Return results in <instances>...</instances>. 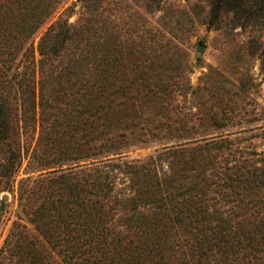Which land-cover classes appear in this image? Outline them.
Wrapping results in <instances>:
<instances>
[{
	"label": "trees",
	"instance_id": "obj_1",
	"mask_svg": "<svg viewBox=\"0 0 264 264\" xmlns=\"http://www.w3.org/2000/svg\"><path fill=\"white\" fill-rule=\"evenodd\" d=\"M57 2L0 0V142L12 119L24 126L30 117L41 132L48 127L43 145L56 155L19 186L42 241L63 264H264V148L238 150L218 135L121 158L125 100L135 113L139 93L165 95L169 67L162 61L158 76H144L130 61L140 49L104 17L59 18L39 36L35 76L27 42ZM207 2L213 26L229 16L230 26L261 30L264 56V0ZM19 155L7 146L2 174ZM0 264L57 260L15 222Z\"/></svg>",
	"mask_w": 264,
	"mask_h": 264
},
{
	"label": "rangeland",
	"instance_id": "obj_2",
	"mask_svg": "<svg viewBox=\"0 0 264 264\" xmlns=\"http://www.w3.org/2000/svg\"><path fill=\"white\" fill-rule=\"evenodd\" d=\"M91 16L104 17L124 37L133 40L141 52L131 56L130 61L137 64L144 76H158L157 66L162 61L169 67L164 73L170 83L165 95L157 89L155 94L160 97L139 93L132 100L135 113L127 106L131 100H125L122 112L127 115L121 120V158L142 159L165 145L197 137L215 139L218 135L231 140V148L238 150L257 152L264 148L261 30L230 26L229 16L213 26L208 23L207 0H58L27 42L35 76L38 39L49 24L59 18L79 24ZM158 38L161 44L155 41ZM197 42L204 46L197 49ZM29 120L27 117L21 126L20 121L12 119L8 137L0 142V163L7 146L20 150L18 164L9 175L2 174L0 167V199L6 196L0 203V245L16 222L52 254L57 264H63L22 210L21 183L51 169L42 168L39 160L48 165L56 161L54 150L49 144L43 145L52 135L48 127L41 132L36 121ZM43 148L46 154H41ZM221 154L226 153L223 150ZM63 162L65 167L69 160Z\"/></svg>",
	"mask_w": 264,
	"mask_h": 264
},
{
	"label": "water",
	"instance_id": "obj_3",
	"mask_svg": "<svg viewBox=\"0 0 264 264\" xmlns=\"http://www.w3.org/2000/svg\"><path fill=\"white\" fill-rule=\"evenodd\" d=\"M76 1H79V0H76ZM204 45H203V43H201V42H197L196 43V48L197 49H200L201 47H203ZM6 198V196L5 195H3L2 197H1V199H0V203L2 204V202H3V200Z\"/></svg>",
	"mask_w": 264,
	"mask_h": 264
}]
</instances>
